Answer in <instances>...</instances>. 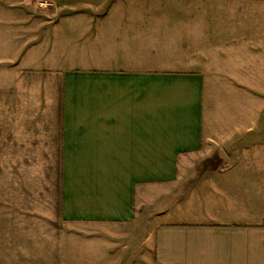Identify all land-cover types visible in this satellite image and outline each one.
<instances>
[{
	"label": "crops",
	"instance_id": "crops-1",
	"mask_svg": "<svg viewBox=\"0 0 264 264\" xmlns=\"http://www.w3.org/2000/svg\"><path fill=\"white\" fill-rule=\"evenodd\" d=\"M58 1L69 12L50 32L45 0H0V262L34 231L18 224V184L53 176L61 219L78 233L38 229L39 264H81L74 240L87 232L95 252L128 237L126 256L90 264H264V128L219 134L207 110L217 79L209 32L163 25L194 20L154 11L175 0ZM73 18L86 24L71 29ZM70 49L84 55L66 61ZM248 64L243 81L256 87ZM43 190L25 194L35 211Z\"/></svg>",
	"mask_w": 264,
	"mask_h": 264
},
{
	"label": "rangeland",
	"instance_id": "rangeland-1",
	"mask_svg": "<svg viewBox=\"0 0 264 264\" xmlns=\"http://www.w3.org/2000/svg\"><path fill=\"white\" fill-rule=\"evenodd\" d=\"M173 1V0H172ZM61 1L45 0V30L50 32H58L60 27L59 19L63 14L69 11L61 9ZM177 5L162 6L160 9L154 10L163 15H179L193 17V21L184 22H168L162 23L165 26L185 27L187 31H193V35L199 34L208 35L209 32L210 45L209 49L214 51L211 70L216 75L217 79L210 81L208 88L207 110L214 119L215 127L219 130L220 135L224 137L233 133V129L247 127L249 124L255 126L256 121L259 128H264V0H175ZM61 9V10H60ZM149 12V11H148ZM153 12V11H151ZM71 14V13H70ZM201 19V20H196ZM71 29H78L80 25L86 24L84 21L73 18L71 22H65ZM161 25V23H159ZM240 41L237 45V40ZM202 48V42L197 45ZM214 49V50H213ZM80 55L74 53L73 49L62 52V57L67 61L74 57L81 58L84 55L83 49H78ZM221 54V55H220ZM58 56L57 49H51L45 55V69H53L54 64L51 60H56ZM246 60L249 67L256 70V75L251 76L252 83H256V87H247L243 80L249 79L245 75ZM239 61V62H238ZM242 84L235 81L234 73L241 70ZM253 73V72H252ZM49 80V79H48ZM51 86L49 82L45 83V108H48L51 97ZM27 98L23 97L22 103L25 104ZM250 115L256 120L249 121ZM236 117V118H235ZM241 119L240 121H238ZM236 120V121H235ZM241 122V123H238ZM57 153L54 160H57ZM56 163V162H54ZM55 167V166H54ZM48 169V168H47ZM53 170V169H51ZM55 170V168H54ZM60 167L57 164V174L59 175ZM57 177V175H56ZM51 182H50V181ZM45 187L41 185H31L26 183H17L18 190H22V199L19 200L18 206V224H23L21 219H26V224L31 222L34 231L19 233V245L17 249H13L16 255L10 256V251L2 252L0 264H39L41 259V249L31 245L36 240H40L42 227L50 225L51 234L62 228L71 234L74 232V226L78 223L72 221H63L60 216V180L58 183L56 178L51 176ZM16 184V185H17ZM45 188V210L35 211L33 197L37 194V190ZM32 207L34 211L27 210L26 205ZM50 204V206H49ZM50 209L51 211H48ZM148 226V225H146ZM20 229V227H19ZM88 230V229H87ZM55 231V232H53ZM21 234L31 235L24 239L20 238ZM82 235V232L80 233ZM83 239H75L76 255L73 259L81 264H90L91 259L102 258L110 252V258H118L119 255L126 256L128 237L122 233H115L114 245H110L109 249L97 250L92 247L95 240V235L83 233ZM25 243L22 245V243ZM27 245H31L27 247ZM66 255H69V250H66ZM95 252V254H94ZM58 259V258H57Z\"/></svg>",
	"mask_w": 264,
	"mask_h": 264
}]
</instances>
